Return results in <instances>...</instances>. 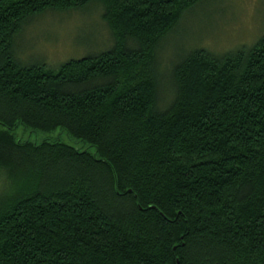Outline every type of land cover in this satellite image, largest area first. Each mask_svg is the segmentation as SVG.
Segmentation results:
<instances>
[{"label":"trees","instance_id":"obj_1","mask_svg":"<svg viewBox=\"0 0 264 264\" xmlns=\"http://www.w3.org/2000/svg\"><path fill=\"white\" fill-rule=\"evenodd\" d=\"M203 1L0 0V264H264V36L158 58ZM96 8L110 45L25 60L36 16Z\"/></svg>","mask_w":264,"mask_h":264},{"label":"rangeland","instance_id":"obj_2","mask_svg":"<svg viewBox=\"0 0 264 264\" xmlns=\"http://www.w3.org/2000/svg\"><path fill=\"white\" fill-rule=\"evenodd\" d=\"M101 14L100 10L95 13L76 10L56 14L49 11L36 16L35 23L25 26L18 41L19 48L26 54L25 60L44 61L48 66L58 67L72 58L110 45ZM262 36L264 0H204L188 10L178 28L161 40L158 58L163 68H170L171 63L196 49L223 55L242 46H251ZM16 132L22 139L36 142L58 139L81 149L87 148L63 129L30 132L20 125Z\"/></svg>","mask_w":264,"mask_h":264}]
</instances>
